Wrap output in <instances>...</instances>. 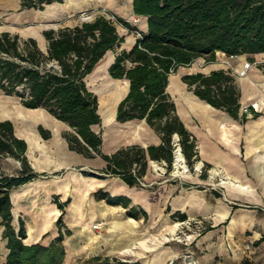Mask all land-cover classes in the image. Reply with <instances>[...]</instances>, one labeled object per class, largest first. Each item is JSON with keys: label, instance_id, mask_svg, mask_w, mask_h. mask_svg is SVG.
I'll use <instances>...</instances> for the list:
<instances>
[{"label": "trees", "instance_id": "1", "mask_svg": "<svg viewBox=\"0 0 264 264\" xmlns=\"http://www.w3.org/2000/svg\"><path fill=\"white\" fill-rule=\"evenodd\" d=\"M20 1L21 10L43 11L64 0ZM133 11L136 16L147 18L146 32L117 16L115 22L99 15L75 27L45 30L46 51L34 38L0 33V91L19 98L27 109H44L68 124L74 130L64 135L69 149L88 159L100 157L106 162L100 174L83 171L85 176L118 177L130 187H142L150 161H164L171 168L175 138L189 165L200 160L197 139L178 115L168 92L170 76L199 59L206 64L215 63L218 53L228 57L264 54V0H133ZM117 24L140 36L130 50L117 53L108 70L113 79L129 82V92L117 107L116 120L123 124L145 121L161 143L148 147L129 145L108 155L103 152L102 135L94 130L102 123L98 97L86 79L109 51H116L125 42ZM181 79L197 98L241 124L262 116L252 107L241 111V90L229 71L198 72ZM39 130L44 139L51 137L42 126ZM27 148V143L15 135L13 123L0 121V157H11L21 164L18 176H8L0 169V226L4 227L3 239L7 240L9 251L5 264H63L66 250L62 217L57 222L59 236L49 246L26 245L25 223L20 220L18 230L12 224L10 192L39 177L26 156ZM95 196L126 209L131 202L125 196L112 197L102 190ZM58 206L63 212L64 205ZM238 208L233 205L234 210ZM128 216L138 219L140 214L130 208ZM173 217L182 221L187 218L184 214ZM89 264L141 263L94 257Z\"/></svg>", "mask_w": 264, "mask_h": 264}, {"label": "crops", "instance_id": "2", "mask_svg": "<svg viewBox=\"0 0 264 264\" xmlns=\"http://www.w3.org/2000/svg\"><path fill=\"white\" fill-rule=\"evenodd\" d=\"M121 1L64 0L62 3L56 2L48 5L41 11L21 10L20 0H0V10L4 17L8 16V21L12 25V31L7 30L6 32L18 34L24 39L34 38L40 47L46 46L47 49V41L43 32L49 30L46 27L48 23L54 22L62 25L60 28L75 27L83 21L72 19L73 17L80 16L87 11H104L105 13L120 11L122 9ZM128 5L132 17L140 19L141 31L146 32L147 18L138 17L134 14L133 0H128ZM103 15L106 16V14ZM136 41L137 37L130 44V47L122 48L124 42L119 49L122 48L121 51L130 50ZM111 52L113 51H109L106 55ZM222 55L225 54L222 53ZM115 57H113L111 64ZM241 57H229L228 60L243 59ZM91 75L86 79L87 84ZM170 85L169 80L168 92L177 105L178 115L197 139L200 160L212 167L223 168L227 163L228 151L232 152L237 159L241 152L245 155L248 171L253 177L251 162L261 157L260 161L264 164V116L247 122H250V129L247 133V143L244 150V148L241 149L242 140L245 138L240 135V123H236L237 121L221 110L218 111L224 114L227 120L216 122L190 108L185 102L178 103V98L170 90ZM240 103L245 111L248 104L243 101ZM183 106H186L187 109L185 110ZM44 111L46 118L31 126L14 118L3 117L0 119V121L9 120L13 123L15 135L27 143L26 156L32 169L39 174L38 178L10 192L12 224L18 230L20 220H23L27 231V238L24 240L26 245L39 243L43 246H49L59 236L60 228L57 222L62 217L61 231L64 235L63 244L66 250L63 264H89V260L94 257L117 258L122 255L121 250L135 243L138 244L139 250H136L138 254L136 261L144 260L146 264H166L171 258L179 257L185 248L180 244L160 247L163 241L157 242L156 238L152 236L153 234L174 232L173 215L184 214L187 216L186 220L206 217L214 224L208 228L198 242L189 248L193 253V258L199 264H211L217 260L220 261V264L228 263L230 250L227 248L226 241H229L233 248V243L231 245L230 241L237 224L236 209L234 210L233 206L229 205L228 202L218 200L215 196L213 197L207 189L191 191L179 185H165L156 189H146L143 186L130 187L118 177L106 176L105 179H100L85 176L83 171L100 174L106 168V162L100 157L88 159L71 151L64 135L74 133V130L68 124L54 118L46 110ZM143 122L150 130L151 135L154 136L155 142L151 145H159L161 143L160 137L145 121ZM257 123L258 125L262 124V129L256 133ZM40 126L51 133L49 139L43 138L39 130ZM226 137L233 141L230 148L225 145ZM116 145L120 146L121 144ZM148 146L150 144L143 147ZM120 148L122 147H118L113 153ZM0 169L8 176H18L21 164L14 158L0 157ZM149 172L148 169L144 182H146L145 178L149 176ZM241 175L248 180L250 179L248 176H244V170H242ZM258 183L263 185L264 192V181H258ZM116 189H127L131 194L116 192ZM99 190L109 193L112 197L125 196L129 198L131 201L129 208L112 206L106 200H98L95 193ZM136 195L142 199H136ZM59 203L64 205L63 212L58 206ZM130 208H134L140 214L138 219L128 216ZM96 223H103L101 230L93 229V225ZM226 224L228 226L225 227ZM3 232L4 227L0 226V264L6 263L9 253L7 240L3 239ZM262 239H264L263 236ZM154 245H159V250L152 251ZM260 260L264 261V257Z\"/></svg>", "mask_w": 264, "mask_h": 264}, {"label": "rangeland", "instance_id": "3", "mask_svg": "<svg viewBox=\"0 0 264 264\" xmlns=\"http://www.w3.org/2000/svg\"><path fill=\"white\" fill-rule=\"evenodd\" d=\"M121 2L122 9L120 11H110L111 13H105L104 11H87L80 14V16L73 17L72 19L82 21L83 17H87L89 18L87 21H90L99 15L106 14V16L114 17L115 22V16H117L129 22L133 28L141 30L140 19L137 17H132L128 0H122ZM61 26L62 25L52 22L48 23L46 27L49 29H59ZM11 27L12 25L8 21V16L4 17V14H2L0 10V33H3L4 31L6 32L7 30L12 31ZM117 29L119 34L125 37V44L122 46V48L130 47V44L127 43L129 40L135 41L137 37L136 31L130 30L121 24H117ZM121 50L117 49L116 51L111 52L109 55L115 57V55H117V53ZM228 58V56H223L222 53H218L217 61L212 64H206L204 59H199L190 67H181L175 74H173V76H177L179 78L178 80L182 82L181 78L186 74H194L198 72L210 73L214 70L221 69L229 71L236 77L238 86L241 90V101L248 104L245 107V111L246 109L252 107L255 111H261L262 115L264 116V54L242 55L241 58L243 59L237 58L234 61H230ZM247 63L250 64V68L247 70L245 75H242V71H240L241 67ZM246 77H249V79L245 80ZM105 80L107 81L108 77L104 70L101 72L94 71V73L88 78L89 88L94 94L97 95L98 101L99 96L97 91H101ZM120 85L123 87L124 82L121 81ZM184 86L187 92L192 93L186 84H184ZM2 94L3 93L0 91V95ZM254 102H256L259 106H254ZM183 107L185 110L187 109L186 106ZM241 111L244 112L242 108ZM1 118L3 117H0V119ZM236 123L240 122L237 121ZM236 123L234 122V124ZM132 124L134 126L131 129L127 128L126 125H114V128L111 130V132H114L120 136V139H118L116 143H112V133L106 137L107 132L103 122L101 125L95 126L94 130L97 133H100L103 137V152L105 154H112L118 147H126L135 144L145 146L148 144L151 145L153 142H155L154 136L151 135L150 130L145 124L139 121H135ZM240 126V135L242 138H245L242 140L241 149L244 148L245 150L247 143L246 138L248 135L247 133L250 129V122L246 124L240 123ZM261 129L262 124L258 125L257 123L255 129L256 133L261 131ZM121 140L124 141V143L120 146H117L116 144ZM176 150L177 148L174 150V154ZM237 161L239 162L241 169L244 170V176H248L250 178L249 180L252 182V185L255 188V192L251 197L236 192L231 194L220 185L223 174L214 176L213 171L216 169L222 171L223 168L219 166H213L209 169L204 167L202 171H196V167L200 166L202 161H195L192 165H189L185 158V165L187 166V171H185L182 168H178L175 157L171 168H169L168 165L165 166V173L153 172L152 169L149 170V176L145 178L147 183L145 188L156 189L165 185H179L191 191H201L207 189L209 190V193H211L213 197H217L218 200H221L222 202L224 201L226 203L228 202V204L231 206H239V208L236 209L235 214L237 224L234 227V234L232 235V239L230 241L231 245L233 243V248L230 246L229 241H226L227 248L230 250L227 264H264V261L260 260V258L264 257V239H262V236L264 238V205H258L264 204L263 185L259 184L258 180L251 176L250 171H248V164L247 160H245L244 154L240 152V154H238ZM204 176L206 177L204 178ZM251 207H256V209ZM172 218L173 225L175 227L174 232L153 234L152 236L153 238H156L157 242L163 238H169V241L164 242L162 246L160 245V247H166L172 244H180L184 246V252L179 257L171 258L166 264H190L192 262L199 264L198 261L193 258V253H191L189 248L198 242V240L207 232L208 228L210 226H214V224H212V222L206 217L192 218L185 221L180 220L178 217ZM228 224H226L225 227L228 226ZM154 250H159V245L152 246V251ZM117 258L124 262H141L142 264H146L144 260L136 261L137 257L119 255ZM211 264H220V261L217 260Z\"/></svg>", "mask_w": 264, "mask_h": 264}, {"label": "bare ground", "instance_id": "4", "mask_svg": "<svg viewBox=\"0 0 264 264\" xmlns=\"http://www.w3.org/2000/svg\"><path fill=\"white\" fill-rule=\"evenodd\" d=\"M133 41H130L127 44H132ZM43 50L46 51V46L41 47ZM113 60V56L105 55V57L100 61L97 65L95 71L101 72L104 70L105 74L108 77V80L104 81L101 91H97L99 96V114L101 116L103 125L106 128V137L111 135V130L114 128L115 124H121L116 120V113L117 107L120 101L126 96L129 92V82L123 80L124 82L123 87L120 85L121 81L113 80V78L109 75V66ZM245 65V64H244ZM241 67L240 71H244L245 68ZM177 76H171L170 78V90L177 96L178 103L181 101L185 102L186 105L190 106V108L194 109L195 111L206 115L211 120H215L216 122L226 121L227 118L224 114L220 111L216 110L206 102L200 100L194 94L187 92L185 90L184 83H182ZM249 77H246L245 80H248ZM92 82V81H91ZM110 82V83H109ZM89 86V82H88ZM254 106H259L256 102H254ZM46 116V112L44 110H32L25 108L21 103L19 98L16 96H7V95H0V117L6 118H14L15 120L23 122L25 125H33L34 123L38 122L39 120H43ZM133 122L131 121L128 123H124L121 125H126L127 128H133ZM144 124L143 121H139ZM225 136V135H224ZM120 139L116 133H112V143H116V141ZM124 141H120L117 143L118 145L123 144ZM233 144L232 139L226 137L225 145L230 148ZM229 150V149H228ZM227 159L226 164L223 166L222 171L214 170L213 175L219 176L222 175V179L220 181V185L225 188L228 192L232 193H239L243 195H247L251 197L255 192V188L252 185V182L247 178L240 176L242 169L239 162L236 159V156L228 151L227 152ZM261 157L256 158L251 162V172L255 179L260 182L264 181V164L261 163ZM185 161V157L183 153L178 151L177 154V166L178 168H182L187 171V166L183 163ZM116 192L131 194V192L127 189H116ZM136 199L141 200L142 198L138 195L135 196ZM163 243L169 241L167 238L162 239ZM149 248V247H148ZM138 244L135 243L123 250H121V254L123 256H135L138 255ZM151 250V249H148Z\"/></svg>", "mask_w": 264, "mask_h": 264}, {"label": "built area", "instance_id": "5", "mask_svg": "<svg viewBox=\"0 0 264 264\" xmlns=\"http://www.w3.org/2000/svg\"><path fill=\"white\" fill-rule=\"evenodd\" d=\"M109 18L114 21V17H109ZM88 19L89 18H87V17L86 18L83 17L82 18V21H87ZM137 36H140V33H137ZM249 68H250V64L247 63L245 65V70L242 71V75H245L247 73V70ZM178 141H179V139L178 138H175V147L177 148V150L175 151L174 157H175L176 162H177V154H178V151H180V153H182V149H181ZM150 162H149V168H148L149 170L152 169L153 172L165 173V166H167V163L166 162H164V161H161V162H159V161H150ZM183 163L185 164V161ZM204 167H205V164L203 162H201L200 166H197L196 167V171H202V169ZM141 184H142L143 187H146V185H147V183L144 182V181H142ZM102 225H103V223H96V224L93 225V229L94 230H101ZM168 240H169V238H168ZM190 264H195V262H192Z\"/></svg>", "mask_w": 264, "mask_h": 264}]
</instances>
